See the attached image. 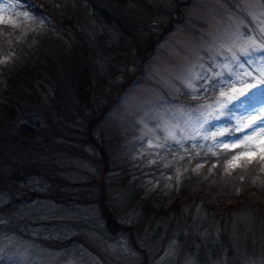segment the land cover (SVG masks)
Wrapping results in <instances>:
<instances>
[{
  "label": "rangeland",
  "instance_id": "374dc122",
  "mask_svg": "<svg viewBox=\"0 0 264 264\" xmlns=\"http://www.w3.org/2000/svg\"><path fill=\"white\" fill-rule=\"evenodd\" d=\"M31 1L0 0L5 40L51 33L58 41L43 59L50 71L32 81L40 129L27 151L46 174L99 181L101 194H77L72 205L35 198L0 215V264H264V225L254 233L255 223L237 215L203 224L190 203L170 208L183 172L215 179L213 164L190 161L200 145L233 149L215 186L242 195L223 207L252 199L264 219V175L248 166H264V133L244 127L247 102L217 103L227 86L204 90L221 79L235 89L255 83L264 52L250 45L264 41V0H101L109 16L89 10L81 37L57 29V1L36 0L46 11ZM80 69L89 84L78 96ZM262 93L255 107L264 105ZM243 168L259 186L232 177Z\"/></svg>",
  "mask_w": 264,
  "mask_h": 264
},
{
  "label": "trees",
  "instance_id": "16d2710c",
  "mask_svg": "<svg viewBox=\"0 0 264 264\" xmlns=\"http://www.w3.org/2000/svg\"><path fill=\"white\" fill-rule=\"evenodd\" d=\"M57 1L58 6H50L54 10V18L57 29L67 30L81 37L86 34L84 28V17L92 10L94 15L96 11L100 16L108 15L106 13L101 0H51ZM32 3L41 10L48 5L41 4L40 1L32 0ZM52 5V2L51 4ZM49 10V8H48ZM96 13V14H95ZM5 24H0V195L6 196V199L0 202V215H6L15 211L17 205H25L27 202L35 198L50 199L57 204L67 205L75 203L74 196L77 194H101L99 181H90V183H75L69 180L62 179L56 175L46 174L45 170L48 166L41 165L27 151L30 146L28 140L37 136L39 132V124L34 118L37 112L35 103L38 102L37 97L32 93V81L37 80L43 71H50L45 68L43 59L47 56V50L55 48L57 39L53 40L51 33L30 35L25 37H13L11 40H5L2 29H6ZM4 31V30H3ZM54 44V47L52 45ZM58 47V46H57ZM85 68V67H84ZM76 79L75 94H79V87L86 89L89 84L87 69H80V73ZM79 96V95H78ZM81 98V96L79 97ZM59 107V105H56ZM31 115V118H30ZM46 118L47 115H43ZM188 155L192 162L204 161L205 165L213 164L215 172L211 178H205L201 175H193L191 172H183L184 179L180 182L178 191L180 195L175 196V200H170V195L167 200L172 203L170 208L183 210L188 204L194 205L189 210L194 211L198 218L196 220L217 223L220 226L223 222L229 223L236 215L245 217L247 221H252V229L257 233V225H264V219L256 212L255 206L252 205V199L243 200L242 206L239 204L235 207H223L232 200L234 205L240 202V199H235L242 194L235 192V195H229V191H217L216 177L222 174L220 170L224 166L221 162L223 155H230L233 149L222 150L220 148L207 149L197 145ZM186 158L181 159V164ZM253 171L259 175H264V166L261 164V159H253L248 165ZM172 168V166H171ZM236 178L238 182L243 180L250 185L259 186L256 179L247 172L245 168L240 169ZM178 172L174 175H177ZM203 185L201 189L195 190L196 182ZM42 181L41 184H39ZM44 181V182H43ZM215 182V183H211ZM46 184V186L44 185ZM200 184V185H201ZM93 185L94 187H90ZM238 188V185L235 187ZM207 189L210 193L207 192ZM177 194V193H176ZM225 195V196H224ZM238 195V196H237ZM90 195H86L85 200L89 201ZM100 196V195H99ZM170 197V198H169ZM84 200H81L83 202ZM92 201V200H91ZM226 203V204H225ZM225 204V205H224ZM241 204V203H240ZM225 208V209H222ZM188 208V207H187ZM169 210V209H168ZM167 210V211H168ZM182 212V211H181ZM20 213V211H18ZM167 213V212H166ZM21 215V214H20ZM10 217V215H8ZM212 216V217H211ZM26 220V218L24 217ZM17 226V225H14ZM260 226V225H259ZM65 242V243H64ZM58 241L60 246L63 244L68 246V241Z\"/></svg>",
  "mask_w": 264,
  "mask_h": 264
},
{
  "label": "snow or ice",
  "instance_id": "6c2138e0",
  "mask_svg": "<svg viewBox=\"0 0 264 264\" xmlns=\"http://www.w3.org/2000/svg\"><path fill=\"white\" fill-rule=\"evenodd\" d=\"M25 16H27V13H24ZM260 31L264 32V21H261L260 24ZM254 45V42H253ZM252 47V52L261 51L264 52V41L261 42L259 45H250ZM252 52H249L248 50H242V54L246 57H251ZM236 57L233 56V60H235ZM227 67V65H225ZM257 71L259 72V76L255 78V83H249L246 85V87L242 89H235L232 87V84L229 83L227 80L221 79L216 81L215 83H212L210 85L204 86V90H219L222 86H227L229 88V92L221 91L220 95L221 97H225L223 100H217V103L223 108L227 107L229 104H232L233 102L237 104H244L247 102L249 104V107L252 108V112L250 115H252V119L249 121L247 125L244 127L251 128V131L255 133L257 129H259L262 133H264V105L261 107H255L254 101L257 97V92L264 89V64H262ZM233 75L231 72H229V76ZM247 75L251 76V73H247ZM217 76H223V73H218ZM195 79H211L215 80V77H196ZM188 87L192 89V92L195 93L199 89H197L193 84H189ZM264 94V93H262ZM222 135V133H219ZM179 143V141H177Z\"/></svg>",
  "mask_w": 264,
  "mask_h": 264
}]
</instances>
